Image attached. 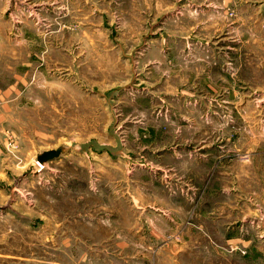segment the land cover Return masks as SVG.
I'll return each mask as SVG.
<instances>
[{"label":"rangeland","instance_id":"obj_1","mask_svg":"<svg viewBox=\"0 0 264 264\" xmlns=\"http://www.w3.org/2000/svg\"><path fill=\"white\" fill-rule=\"evenodd\" d=\"M0 264H264V0H0Z\"/></svg>","mask_w":264,"mask_h":264},{"label":"water","instance_id":"obj_2","mask_svg":"<svg viewBox=\"0 0 264 264\" xmlns=\"http://www.w3.org/2000/svg\"><path fill=\"white\" fill-rule=\"evenodd\" d=\"M58 155V151L57 150H48L43 152L40 156H38V159L40 161H45V160H49L55 156Z\"/></svg>","mask_w":264,"mask_h":264},{"label":"crops","instance_id":"obj_3","mask_svg":"<svg viewBox=\"0 0 264 264\" xmlns=\"http://www.w3.org/2000/svg\"><path fill=\"white\" fill-rule=\"evenodd\" d=\"M204 146V145H203Z\"/></svg>","mask_w":264,"mask_h":264}]
</instances>
